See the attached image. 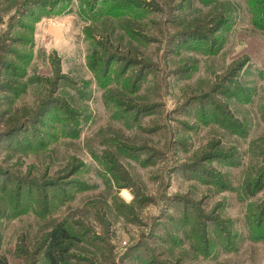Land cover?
<instances>
[{
	"label": "rangeland",
	"instance_id": "374dc122",
	"mask_svg": "<svg viewBox=\"0 0 264 264\" xmlns=\"http://www.w3.org/2000/svg\"><path fill=\"white\" fill-rule=\"evenodd\" d=\"M263 10L0 0V257L264 264Z\"/></svg>",
	"mask_w": 264,
	"mask_h": 264
},
{
	"label": "trees",
	"instance_id": "16d2710c",
	"mask_svg": "<svg viewBox=\"0 0 264 264\" xmlns=\"http://www.w3.org/2000/svg\"><path fill=\"white\" fill-rule=\"evenodd\" d=\"M26 123L27 120L18 121L17 123H14L15 125L9 130H16L18 128L22 129ZM75 240L76 238L70 231L69 227L64 223H58L48 233L42 244L39 245L36 254L43 253L46 259V264H65L68 261V256L70 255L69 252ZM0 264L9 263L5 258L0 257Z\"/></svg>",
	"mask_w": 264,
	"mask_h": 264
}]
</instances>
